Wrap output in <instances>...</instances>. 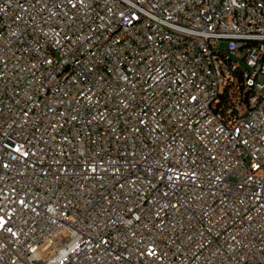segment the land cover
<instances>
[{
    "label": "built area",
    "instance_id": "obj_1",
    "mask_svg": "<svg viewBox=\"0 0 264 264\" xmlns=\"http://www.w3.org/2000/svg\"><path fill=\"white\" fill-rule=\"evenodd\" d=\"M0 264H264V0H0Z\"/></svg>",
    "mask_w": 264,
    "mask_h": 264
}]
</instances>
